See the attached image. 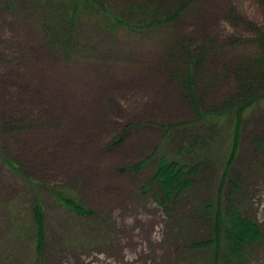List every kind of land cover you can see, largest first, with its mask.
I'll use <instances>...</instances> for the list:
<instances>
[{
  "label": "rangeland",
  "instance_id": "1",
  "mask_svg": "<svg viewBox=\"0 0 264 264\" xmlns=\"http://www.w3.org/2000/svg\"><path fill=\"white\" fill-rule=\"evenodd\" d=\"M179 4L111 0L132 26L111 32L98 20L69 31L62 16L50 21L46 0H0V264H264V241L238 263L193 246L212 229L199 208L226 175L236 123L237 157L222 192L232 183L264 232V97L217 124L196 114L185 85L196 62L199 87L208 89L198 107L220 109L253 59L254 27L264 34V1L193 0L175 22L161 23ZM140 7L142 15L129 13ZM233 16L240 23L231 25ZM241 39L252 47H238ZM177 151L198 168L184 202L164 208L149 181L157 156L176 160ZM60 195L90 213L67 209ZM36 196L45 217L40 248Z\"/></svg>",
  "mask_w": 264,
  "mask_h": 264
},
{
  "label": "trees",
  "instance_id": "2",
  "mask_svg": "<svg viewBox=\"0 0 264 264\" xmlns=\"http://www.w3.org/2000/svg\"><path fill=\"white\" fill-rule=\"evenodd\" d=\"M46 2L48 9H50L53 14L51 15L50 21L55 20L59 15L62 16L65 20L64 27L69 29V31H74L81 27H93L95 26L93 21L96 20L100 21L101 28L104 31L110 30L111 32H117L122 31V29L132 28L131 24L126 21V17L130 14L127 15V12L122 10L121 15L111 7V0H46ZM192 2L193 0H181V4H179L177 11L172 15L161 18V23L170 24L175 22L179 18V15L183 13ZM128 10L129 13L133 15H139L142 7ZM235 17L236 16H233L227 19L231 25L236 24L237 20L238 23H240L241 19ZM150 20H153L150 16H143V21L149 22L147 26L152 24L158 25V19L152 22H150ZM254 30L259 35V41L257 43V48L254 46L256 50L252 57L253 59L247 63L245 69H242L239 75L236 72L235 78L236 81L238 80L236 89L233 94L226 97L220 109L214 108L208 112H202L198 107L197 100L202 102L208 89L206 90L205 87L201 89L199 87V83L194 74L196 62L194 63L193 60L192 75L185 85L190 91L189 97L191 106L193 109L195 108L194 110L198 116L211 117L214 123L219 124L224 120L227 114L230 113L229 110H231L234 114L237 113L239 119L240 113L242 116L243 114L246 115L258 104L256 101L258 97H264V34L258 32L255 27ZM251 43L252 41L249 39H241V41L238 40V47H252ZM226 46H235V40H229L226 42ZM203 56H205V54ZM198 63L200 62L198 61ZM199 69L198 67V70ZM219 112H221V114H218ZM231 133L233 139L232 142H230L226 154V175L231 171V164L237 157L240 124H234ZM209 145L211 146L212 142L209 143ZM195 153L201 158V153L199 151L196 150ZM211 154H213V152L210 151V157H212ZM186 155V153L184 154L177 151L176 156H178V159L174 160L163 153L159 154L155 160L156 167L154 168L153 178L149 181V185L158 186L160 189L156 194V200L164 208H174L176 203H179L182 196L183 201L181 203H183L186 199L187 190L193 184L198 165L196 163H191L193 159H196L195 157L187 158L189 161L187 159L185 160L184 156ZM179 159L181 161H179ZM226 175L221 179L217 193L207 196L200 204L199 209L201 210V214H203L201 218L204 219V221L206 219L210 222L209 224L212 229L209 230L204 241L195 243L193 246L194 248H209L216 258L224 255V262L226 263H238L239 256H243L250 248H257L263 243L264 232L257 222L252 220L239 205L240 202L234 197L236 190L234 186L232 187V183L228 191V196L222 192L227 188V184L224 186ZM237 180H240V176L237 177ZM59 199L67 209L75 213H90L74 198L60 195ZM32 213L37 247L40 248L45 230V217L42 200L39 196L33 199Z\"/></svg>",
  "mask_w": 264,
  "mask_h": 264
}]
</instances>
